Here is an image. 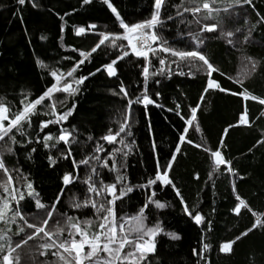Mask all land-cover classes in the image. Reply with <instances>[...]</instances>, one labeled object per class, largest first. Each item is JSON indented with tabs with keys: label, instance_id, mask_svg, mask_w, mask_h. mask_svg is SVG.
<instances>
[{
	"label": "trees",
	"instance_id": "trees-1",
	"mask_svg": "<svg viewBox=\"0 0 264 264\" xmlns=\"http://www.w3.org/2000/svg\"><path fill=\"white\" fill-rule=\"evenodd\" d=\"M111 2L130 25L150 19L154 10V0ZM202 2L197 0V3ZM230 2L218 0L213 7L223 9ZM37 3L39 7L34 8L27 2L20 5L17 0H0V97L12 111L20 110L22 100L25 103L35 100L53 85L55 81L50 75L51 71L58 69L66 74L79 60L84 59L79 52H90L102 38L100 32L123 34L115 15L102 0H93L88 5H84L83 0H37ZM177 6L183 12V8H194L197 4L191 0H166V7L161 12L163 23L156 29L161 40L173 49L195 50L204 54L219 70L213 72L211 78L227 91L209 90L201 102L209 79L206 66L197 71L185 64L179 68L173 64L172 73L166 72L165 75L149 79L147 95L155 103L147 107L142 103L132 105L129 110L131 135L121 134L125 144L132 145V151L126 158L119 153L115 157L124 165L120 172L134 187L132 193L117 201V212L127 216L139 212L147 203L149 190L135 186L154 178L157 159L162 165H167L179 144L181 152L176 154L169 172L175 187H161L159 182L153 186L156 199L165 203L166 207L156 209L154 205H149L146 222L149 226L159 223L164 233L156 236L155 251L149 254L144 264H264V227H256L247 235H241L253 228L257 218L264 222V142L258 143L264 141V116L260 115L264 112V105L259 103L260 99H264V0L233 6L228 12L221 11L218 16L214 14V19H202L207 15L204 10L196 17L190 12L178 15ZM169 16L172 19H168ZM197 18H200L199 23L196 22ZM92 24L97 26L95 30L88 28ZM213 24L217 26L215 31H202L206 25ZM79 27H85V34H75ZM227 32L233 35L228 37L225 35ZM194 36L203 41L199 47ZM117 44L126 46L127 42L117 41ZM123 50L130 51L127 47H108L106 42L80 65L73 77H66L63 83H72L75 78L95 73L82 85L73 83L74 88L79 87L75 96L56 94L58 100H66V106H57L58 111H66L73 103L76 104L75 112L67 122L50 125L43 133H37L36 128L41 120L55 119L41 114L33 118V128L29 129L32 143H27L25 137L18 135L16 139L19 143L16 145L0 142V152L15 178L13 184L25 193L19 210L28 223L40 225L48 209L36 207L35 199L27 196L26 184L31 182L41 202L51 206L63 187L64 174L74 172L72 159L61 158V150L65 147L63 143L57 148L46 149L43 143L35 142L37 134L42 138L51 132L56 137L61 127L67 128L76 139V143L71 145L76 161L92 155H99L101 160H105L114 148H123V145L108 144L101 139L110 130L113 133L117 131L124 120L127 100L119 93L121 83L131 99L144 92L143 58L130 55L119 61L115 65L117 76L114 77H109L102 69ZM160 58L169 62L175 59L158 51L155 57L150 56V71L161 67ZM37 61L47 67L41 68ZM252 62L256 64L255 70L252 69ZM192 63L202 65L198 60ZM97 69L101 71L97 72ZM179 72L183 74H176ZM240 80L242 84L237 82ZM245 89L250 97L257 99L245 100L242 95L232 94H240ZM113 92L119 94L113 95ZM198 103L197 120L188 126L185 121L191 118L190 109ZM245 106L249 123L239 124ZM197 124L199 131L196 130ZM185 127L189 130L186 141L181 143L179 138ZM89 137L92 139L89 140ZM222 137L224 147L221 148ZM189 140L191 143L187 142ZM98 144H103L106 151L96 153ZM9 146L13 149L11 153L6 151ZM33 148L35 152L31 151ZM215 150H220L223 158L231 162L234 175L227 171L225 165L220 166V171H213L211 152ZM50 155L58 161L54 167L49 165ZM108 162L111 165L112 161ZM96 166L105 183L115 182L116 173L100 167L98 163ZM78 174L81 179L91 175L89 166L80 165ZM6 179L0 172V182ZM177 190L184 203L204 217L200 225L185 214ZM85 195L86 185L81 182L65 189L48 227L54 228L57 219L63 221L65 216L61 214L94 219L93 209L72 207L74 198L79 202ZM237 196L248 205L239 214L234 211L239 204ZM8 227L12 229L7 235L13 244L35 231L27 228L24 220L18 217L16 223ZM19 227H24L23 233L18 231ZM165 233H175L180 239H171ZM232 241L235 243L230 252L220 251L223 243ZM45 242L37 237L18 249L20 264H44L45 261L55 260L56 257L50 255L54 249L48 250L47 256L39 255L43 249L36 245ZM205 243L210 245L207 252L203 249ZM194 249L203 254V259L194 255Z\"/></svg>",
	"mask_w": 264,
	"mask_h": 264
},
{
	"label": "snow or ice",
	"instance_id": "snow-or-ice-1",
	"mask_svg": "<svg viewBox=\"0 0 264 264\" xmlns=\"http://www.w3.org/2000/svg\"><path fill=\"white\" fill-rule=\"evenodd\" d=\"M17 2L20 5H25L27 2L31 3L34 8L39 7L37 0H17ZM92 2L93 0H83L84 5L91 4ZM102 2L115 15L119 27L123 30V34L100 32L99 36L102 38L99 39L98 43L90 50V52H79V55L84 59L79 60L66 74L60 72L58 69L51 71L50 75L55 81L53 85L47 88V90L35 100H29L27 103L22 100L20 110L12 111L11 107L6 105L4 99L0 97V142H10L11 145H16L19 143L16 139L18 135L20 137H25L27 143H32L33 137L29 136V129L33 128V118L41 114L55 117V119L41 120L36 128L37 133H43L50 125H62L67 122L68 118L75 112L76 104L73 103L71 108H67L66 111L60 112L58 111L57 106H66V100H58L56 94L66 93L67 96L71 97L79 92V87L74 88L73 83L76 85H82L85 80L89 79V76L95 75V73H90L89 76L75 78L72 83H63V81L66 77H73L80 65L84 64L85 60H87L93 53L97 52V50L107 42V46L111 48L127 47L130 49V51H121V54L116 59L112 60L109 64L102 66V69L106 70L109 77L117 76V68L115 65L130 55L145 60L142 72L144 77V92L141 96L131 99L129 92L121 83L119 93H122L123 97L127 100L124 120L117 131L113 133L110 130L108 135L101 138L108 144L123 145V148H114L109 154L108 159L105 160H101L99 155H92L80 161H76L71 148V145L76 143V139L73 136V133L67 128L61 127L59 130L60 134L56 137H54L51 132H48L42 138L37 134L35 136V142L43 143V146L46 149L57 148L59 144L63 143L65 147L61 150V158L65 160L71 158L74 170V172L65 173L62 177L63 187L51 206L41 202L38 198L39 193L35 192L31 182L26 184L27 196L35 199L36 207L38 209H48L46 212V218L40 225L28 223L25 217L20 213L19 204L20 201L25 199V193L14 186L13 180L15 178L12 176L11 170L8 169L6 161L3 159V153L0 152V172H3L7 177L6 180L0 182V190H2V192H0V264H20L21 254L17 250L21 249L29 241L35 240L37 237L46 240L45 243L36 245L37 248L43 249V251L39 252L40 256H47L49 255L48 250L54 249V251H51L50 255L56 257V259L45 261L44 264H61V262L62 264H144V262L148 260L149 254L155 251L156 236L164 233V229L159 223H156L153 226H149L146 223V210L149 205H154L156 209H164L166 207L165 203L156 199L157 193L153 190V186L159 182L161 187H175L173 181L169 178V172L172 169L173 162L176 160V154L181 152V148L178 144L167 165H162L159 159H157V171L155 177L147 180L145 184L135 186L137 188L149 190L147 203L139 209V212L132 216L119 215L117 212V201L123 200L134 190V187L129 184L127 177L120 172V169L124 168L123 163L115 159L118 153L126 158L132 151V145L125 144L124 139L121 138V134H125L126 136L131 135L129 110L133 104L142 103L147 107L148 105L155 103V101L147 95L148 81L151 77L165 75L166 72L172 73L173 64H175L177 68H179L181 64H185L190 68H196L197 71H199L201 67L206 66L205 71L209 79L207 80L205 91L201 95V102L204 101L205 95L209 90L220 89L221 91H227L220 88V85L211 78L212 73L218 72L219 70L210 63L204 54L195 50L180 51L178 49H173L166 46V41L161 40L156 29L163 23L161 12L166 7V0H154V10L150 19L131 25L125 22L111 0H102ZM191 2L196 3L197 6L194 8L185 7L183 8V12H190L196 17L198 13L204 10L207 12V15L202 17V19H214L221 11L228 12L233 6L251 4L252 0H231V2L227 4V7L223 9L213 7V5L218 3V0H203L202 3H197V0H191ZM222 2H226V0H222ZM177 7V14L182 15L183 12L179 11V6ZM168 19H172V17L169 16ZM196 22L199 23L200 18H197ZM216 27L215 24L210 26L206 25L202 31H215ZM88 28L90 30H95L97 26L92 24L89 25ZM85 32V27H79L76 29L75 34L81 36L82 34H85ZM225 35L231 37L233 33L227 32ZM41 38L46 39V37ZM194 39L198 41L197 47L203 43L202 40H199L198 36H194ZM117 41H126L127 44L126 46L119 45L117 44ZM153 45H158V47H153ZM73 50L76 51L75 49ZM158 51L168 54L175 59L169 62L164 58H160L159 65L161 67L150 71V65L152 63L150 56L155 57ZM197 60L201 61L202 65L197 66L192 63ZM37 63L41 68L47 67L40 61H37ZM255 67V62H252V69L255 70ZM99 71H101V69H97V72ZM176 74H183V72ZM237 82L241 84L243 83L242 80ZM157 83H159V81H157ZM119 93L113 92V95H118ZM232 94L242 95L245 100H248L249 98L253 100L257 99L255 96L250 97V94L246 89L240 94ZM259 103L264 105V99H260ZM199 108L200 104L198 103L196 107L190 109L191 118L185 121L186 125L191 126L193 122L197 120V110ZM44 109H47V111H44ZM247 112L248 109L247 106H245L244 113L241 115L238 122L239 124L249 123L247 120ZM260 115L264 116V112H261ZM5 121H7V124ZM188 130V127H185L182 132L179 138L181 143L186 141ZM196 130L199 131L198 124L196 125ZM91 139L92 138L89 137V140ZM187 142L191 143L190 140ZM261 142L264 141H258V143ZM153 147L155 149V144H153ZM220 147H224L223 137L221 139ZM125 149H127V151H125ZM6 151L11 153L13 152V149L9 146ZM31 151L35 152V149H31ZM104 151H106V149L103 144H98L95 147L96 153ZM211 157L214 158V172L220 171V166L225 165L227 166V171L229 173L233 175L235 174L234 170L230 167L231 162L223 158L220 150L212 151ZM48 159L49 165L53 167L58 162L57 159L51 155ZM109 160L112 161L111 165H109ZM93 161L98 163L100 167L116 173L115 182L111 184L105 183L101 178V173L98 170L96 163H92ZM80 165L89 166L91 175H87L86 178L81 179L78 174ZM76 182H81L86 185V195L79 202H76V199L74 198L72 207L75 209L91 208L94 210L95 218L80 219L79 217L61 214L65 216V219L63 221L59 219L55 220V227L49 228V221L52 220L57 205H59L61 198L65 194V189H68L70 185ZM118 185L120 186L119 188ZM177 196H180L181 198L185 214L192 217L197 225H200L204 221V217L200 213L195 212L194 209H190L189 206L184 203L179 190H177ZM236 199L239 201V204L235 207L234 211L236 214H239L241 209L247 208L248 205H246L239 196H237ZM13 202L15 207L13 206ZM17 217L20 220H24L27 228L34 229L35 231L34 233L28 234L23 240L17 241L13 244L11 238L7 235L8 232L12 231L8 225L15 224ZM256 227H264V222L259 218L255 221L253 228L246 230L241 235H247L248 232ZM18 231L23 233L24 227H19ZM41 233L43 234L42 236H40ZM165 234L171 239H180L179 235L175 233ZM77 237H79V239H77ZM240 238L241 237H237V239ZM234 243L235 241L223 243L220 251L230 252ZM209 248V244L205 243L203 245L204 252H207ZM13 253H15V255H13ZM193 253L194 255H199L201 259H203L202 253H198L195 249L193 250Z\"/></svg>",
	"mask_w": 264,
	"mask_h": 264
},
{
	"label": "rangeland",
	"instance_id": "rangeland-1",
	"mask_svg": "<svg viewBox=\"0 0 264 264\" xmlns=\"http://www.w3.org/2000/svg\"><path fill=\"white\" fill-rule=\"evenodd\" d=\"M147 223V222H146ZM151 226V225H150ZM79 239V238H78ZM85 250H87V249H85Z\"/></svg>",
	"mask_w": 264,
	"mask_h": 264
}]
</instances>
